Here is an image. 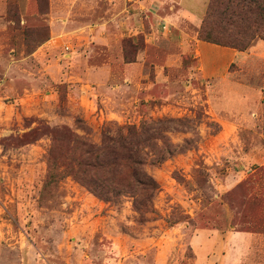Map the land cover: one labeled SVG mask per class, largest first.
Returning a JSON list of instances; mask_svg holds the SVG:
<instances>
[{"label":"rangeland","instance_id":"rangeland-1","mask_svg":"<svg viewBox=\"0 0 264 264\" xmlns=\"http://www.w3.org/2000/svg\"><path fill=\"white\" fill-rule=\"evenodd\" d=\"M166 1L0 0V264H233L264 231V25L196 58ZM144 124L153 204L100 200L76 160Z\"/></svg>","mask_w":264,"mask_h":264},{"label":"trees","instance_id":"trees-1","mask_svg":"<svg viewBox=\"0 0 264 264\" xmlns=\"http://www.w3.org/2000/svg\"><path fill=\"white\" fill-rule=\"evenodd\" d=\"M236 5L242 10H235ZM213 13L219 18L217 22L210 21ZM222 23L233 26L242 40L227 35L229 41H226L228 29L219 26ZM259 25H264V0H210L199 38L244 52L254 43ZM147 127L144 124L139 130L136 126H126L116 135L104 134L99 148L89 147L87 158L76 160L80 168L77 174H82L77 176L78 180L102 201L117 202L122 196L130 195L137 210L152 205L161 187L145 170L150 155L147 149L151 148L150 138L144 134ZM162 160L164 157L159 158V162ZM151 212L154 211L148 210L147 214Z\"/></svg>","mask_w":264,"mask_h":264},{"label":"crops","instance_id":"crops-1","mask_svg":"<svg viewBox=\"0 0 264 264\" xmlns=\"http://www.w3.org/2000/svg\"><path fill=\"white\" fill-rule=\"evenodd\" d=\"M198 0H167L166 4L170 6V11H168L163 18V22L166 24V32L167 34H171L173 39H178L180 41L186 40V38H190V42H194L196 49L195 52L198 53L196 58L205 57L212 53L211 46L214 44H210L208 42H204L199 38V31L203 24L204 17L206 15L208 3L206 0L203 1L202 5H207L206 8L203 9L202 13L197 12L195 9V2ZM240 54H244L243 52L237 51L235 55H230L232 57H239ZM231 56L228 59H231ZM208 72L217 71L214 69H206ZM225 248L228 251L230 248L231 255L229 253L223 254L222 262L231 258L233 260V264H236L237 261L240 264H264V231L257 232H235L230 234H225ZM213 244H210V251H213ZM217 251V250H216ZM218 254L216 253L215 259L217 260Z\"/></svg>","mask_w":264,"mask_h":264}]
</instances>
